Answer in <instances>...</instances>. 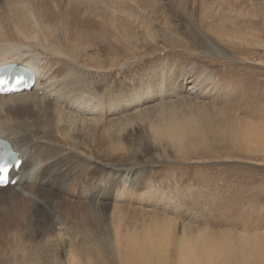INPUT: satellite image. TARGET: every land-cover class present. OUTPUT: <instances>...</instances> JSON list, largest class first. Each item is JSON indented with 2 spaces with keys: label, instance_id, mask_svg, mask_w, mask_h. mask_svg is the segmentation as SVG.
I'll use <instances>...</instances> for the list:
<instances>
[{
  "label": "rangeland",
  "instance_id": "1",
  "mask_svg": "<svg viewBox=\"0 0 264 264\" xmlns=\"http://www.w3.org/2000/svg\"><path fill=\"white\" fill-rule=\"evenodd\" d=\"M58 1L66 12L64 23L74 30L75 21L79 22L69 1ZM159 1L161 9L150 10L149 18L134 9V3H127L138 10L137 17L119 16V23L130 30L131 43L120 33L116 36L110 25L98 23L101 19L95 18L94 9L86 10L83 24H90L100 39L88 48L83 39L81 50H71L78 53L79 76L88 80L95 97L128 99L140 94V100L124 102L128 108L121 112L123 117L105 114L114 120L97 128L92 125L102 151L90 152L86 144L77 149L94 154L90 175L96 181L101 174L108 179L109 198L88 200L96 213L89 223L90 215L78 213V205L90 197L78 193L86 179L63 193L48 192L47 208L38 202L42 198L37 190L31 196L9 197L2 188L0 264H71L72 260L73 264H178L186 239L202 244V234L226 254L217 264L233 260L230 256L236 252L238 264H255L252 254L257 246L264 255V0H259L263 6L246 0L248 19L240 13L241 0H212L205 11L199 0L182 6L177 0ZM201 11L208 12L212 21H203ZM7 19L0 10V29ZM190 30L207 34L214 48L196 43ZM196 62L230 87L207 93L212 88H205L214 82L204 75L198 81L201 73L192 70ZM184 70L191 77L185 81L180 76ZM172 80L179 83L180 94L174 93ZM172 101L178 116L198 114L203 119L206 114L203 126L186 136L184 148L149 141L155 126L162 123L161 106H171ZM122 120L125 125L117 132ZM118 223L125 236L117 233ZM61 238L69 241L76 259L67 255ZM87 249L94 252L89 258Z\"/></svg>",
  "mask_w": 264,
  "mask_h": 264
},
{
  "label": "bare ground",
  "instance_id": "2",
  "mask_svg": "<svg viewBox=\"0 0 264 264\" xmlns=\"http://www.w3.org/2000/svg\"><path fill=\"white\" fill-rule=\"evenodd\" d=\"M68 1L73 10L71 13L72 16L78 20L77 22H79L78 24L75 21L74 30L69 29L68 25L64 23L66 22L64 19L66 12L63 11L64 7L58 0H0V10L3 12L5 17H8V21L6 23L8 26L5 25L4 28L0 29V65H14V63H19L28 65L29 67H34L35 70H37V78L31 91H24L11 95H0V139L10 143L12 145L11 148L19 151L20 155L24 159L20 169L17 172H12L16 176L18 175L20 180L15 186L8 185L6 187H0V191L2 188H6V190H4L7 192L9 197H15L18 195H21L22 197V195L31 196L33 194L32 191L37 190V193L40 195L39 198H42L39 199L38 202L47 208L45 204V197L48 192L50 194H52L51 192L63 193L69 190L70 187L78 186L86 179L85 183H83L85 185L80 188L78 193L82 197H86V195L90 197L89 199H86L87 201L85 200L86 203L77 204L79 206L78 213L80 211L84 214L87 213L90 215V218L88 217L89 219L87 218L86 222L89 221V223H92V218H95L93 215L96 213L93 210L94 205H92L90 201L96 199L106 200L109 198L110 186L108 179L105 176L102 177V174L99 176V180H92V176L89 172V164H94L96 158L92 153L88 154L86 151L80 152L78 150L82 144H86L85 148L90 150V152L93 149L102 151V143L98 142L91 133V127H101V125L108 123L109 120H114V117L118 115L121 116L123 109L128 108L124 106V102L126 103L129 100L134 102L140 98V94L135 95L134 97L130 96L131 98L128 97V99H121L122 97L118 98V96H116V98L114 97L109 100V97L105 98L104 96L99 99L91 93L89 89L90 83L88 84V80L86 82L85 79H81L79 76L81 75L79 74L81 68V62H79L80 58L78 57L79 55L76 56L77 52L75 51L74 53L71 52V50L77 48L81 50L83 43L81 46L79 43L83 39L86 43V48H88V44L95 45L99 36L95 34V31L91 28L90 24H83L82 15L86 10L94 9L95 18L97 20L101 19L100 21L98 20V23H101L102 25L104 23L108 24L107 26L110 25V28L114 29L116 36L119 35L117 33H120L127 41H130L131 39H129L127 34L130 30L126 26V28L123 26L124 22L119 23V16L131 18L132 14L135 15L138 11L136 10L135 12V8L139 9L140 11L138 12H141L142 15L144 14L146 16L149 14L150 10L161 9V7L159 0ZM187 1H193V4L198 2L197 0H177L181 6ZM253 1V6H257L259 4H262L263 6V3L259 0H257V2H255V0ZM131 2L136 5L134 9L133 6H129V4H132ZM211 2L212 0H199L198 4L202 5L201 8L205 11L206 9H209ZM127 3L129 4L127 5ZM245 4L246 0H241L238 7H240L241 15L248 19L247 17H250L251 13L247 11ZM35 8L37 9L35 10ZM203 11L200 13L204 19L202 20L206 22L212 21L210 14ZM135 16L137 17L138 15ZM84 21H86V19H84ZM196 29L198 28L196 27ZM190 32H192V36H189L192 37L196 43L210 49L211 47L214 48L207 34L204 35L201 32L199 33V31L197 32L193 30H190ZM99 39L100 38H98V40ZM131 42L132 41L127 43ZM188 67L187 65L185 66L187 69ZM181 70L183 71V69ZM192 70L195 73L199 72V75L201 73L198 77V81H201L204 75L210 77L207 80H212L214 82L211 83V87L205 88L206 90L212 88L207 90V93L217 92L218 94L225 88L230 87V84L224 82L221 78L217 81V77L213 74L211 69L204 66V64L200 65L196 62L192 66ZM180 76H182L183 81H185V79H188L190 75H186L184 70V73ZM203 80V83H206V80ZM170 82L176 85L172 88L174 93L180 94V88H178L179 83H177V85L176 80H172ZM151 88L152 85L149 87L148 92H151ZM196 88L197 84L192 89L195 90ZM205 89L204 91H206ZM115 90L116 93H120L118 88ZM161 91L163 92L162 88ZM201 94H203V92H201ZM97 95L100 96L102 94L97 93ZM119 95H121V93ZM174 103L171 105L173 107L170 105L167 106V104L161 106L159 111L163 120L161 121V125L157 124L152 134H150L149 141L151 143L153 142V144H155L156 142H159L160 146L167 145L182 148L188 133L192 134L200 125L203 126V120L206 118V114L203 119L201 117L203 115L198 114H191L192 116H185V114L178 116L177 112H173L176 107ZM131 104L129 103V105ZM157 108L159 109V107ZM151 110L153 109L151 108ZM152 113L155 112L153 111ZM105 114L114 115V117L107 119L104 117ZM37 123H41L43 125L41 126ZM124 123L125 120L119 122L117 132L124 127ZM33 126L34 128L31 129ZM4 190H2V192ZM111 192L113 193V191ZM36 197L38 196L36 195ZM55 208L50 210L51 214L53 213V216L57 214V211L55 212ZM70 211L68 212L70 213ZM67 215L66 216L69 217V214ZM60 218L62 219V216ZM116 218L117 217L114 215L113 219L116 220ZM12 219L14 220V217ZM12 219L9 220L13 221ZM65 220L66 219H64V221ZM94 221H96V219ZM81 223H84L83 225H87L85 222ZM9 224L8 227L12 226V224L10 226ZM63 226L64 224H62V227ZM117 226L116 227L118 229H115L118 233L119 228L122 226H120L119 223ZM124 228L126 227L124 226ZM18 229L20 230V226ZM115 229L114 232H116ZM8 230L10 231L11 229ZM15 231L18 233L17 229H15ZM19 234L20 232L18 235ZM112 234L113 233L111 232L110 235ZM122 234V236L126 235V233ZM204 235L205 234L201 235L202 244H197L193 240L186 239L183 249L179 253L180 257L178 258V264H190L194 261H197V264H217L224 261L223 258L226 254L224 255L223 249H221L219 244H216L217 242L213 241L212 238H208V236L205 237L206 235ZM184 236L186 237V235ZM114 237L116 238L115 235ZM124 238H126L125 240L128 239L127 236ZM21 239L19 241L22 243L23 241ZM62 240L65 245L64 248L68 251L67 255L70 259H76L73 251L70 250V248L68 249V245L70 244L69 241L67 239ZM121 240H123V238ZM92 252L93 251L89 249L84 251L86 257L88 258L91 256ZM238 255L239 254H237V252L234 253V256L232 254L230 257L233 258V260H229L226 264H238L240 259H238ZM252 256L253 263L264 264V255L261 254L258 246L254 247ZM73 262L74 261L72 260L71 264H73Z\"/></svg>",
  "mask_w": 264,
  "mask_h": 264
},
{
  "label": "snow or ice",
  "instance_id": "3",
  "mask_svg": "<svg viewBox=\"0 0 264 264\" xmlns=\"http://www.w3.org/2000/svg\"><path fill=\"white\" fill-rule=\"evenodd\" d=\"M8 172V166L7 164H0V173H7Z\"/></svg>",
  "mask_w": 264,
  "mask_h": 264
}]
</instances>
